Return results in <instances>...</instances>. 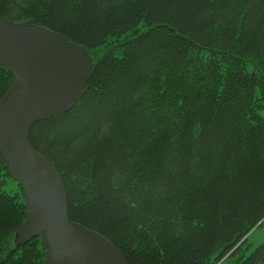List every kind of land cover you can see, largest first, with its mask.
Segmentation results:
<instances>
[{"label": "trees", "instance_id": "trees-1", "mask_svg": "<svg viewBox=\"0 0 264 264\" xmlns=\"http://www.w3.org/2000/svg\"><path fill=\"white\" fill-rule=\"evenodd\" d=\"M0 16L92 57L75 104L29 131L71 220L127 264H264V240L238 257L264 224V0H0ZM12 81L0 63V98ZM26 215L0 152V264H46L39 237L14 243Z\"/></svg>", "mask_w": 264, "mask_h": 264}, {"label": "water", "instance_id": "water-1", "mask_svg": "<svg viewBox=\"0 0 264 264\" xmlns=\"http://www.w3.org/2000/svg\"><path fill=\"white\" fill-rule=\"evenodd\" d=\"M0 63L13 76L0 98V152L23 184L27 210L15 244L39 237L46 264H127L107 237L69 218L59 174L28 141L33 123L65 112L81 96L94 65L87 48L44 25L0 16ZM31 103L38 110L24 117Z\"/></svg>", "mask_w": 264, "mask_h": 264}, {"label": "rangeland", "instance_id": "rangeland-1", "mask_svg": "<svg viewBox=\"0 0 264 264\" xmlns=\"http://www.w3.org/2000/svg\"><path fill=\"white\" fill-rule=\"evenodd\" d=\"M23 22V21H20ZM11 85V84H10ZM9 88V87H8ZM7 88V89H8ZM8 185L5 187L6 190H10V188L14 187L15 182H9ZM11 186V187H10ZM26 207V206H25ZM16 233V232H15ZM15 233H14V243H15ZM245 244L241 245L240 250H238V257L244 256L247 254L251 249H253L256 245L261 243L264 240V224L263 225H257L254 226L248 234L245 235ZM215 264H221V263H215Z\"/></svg>", "mask_w": 264, "mask_h": 264}, {"label": "bare ground", "instance_id": "bare-ground-1", "mask_svg": "<svg viewBox=\"0 0 264 264\" xmlns=\"http://www.w3.org/2000/svg\"><path fill=\"white\" fill-rule=\"evenodd\" d=\"M84 89V88H83ZM30 108H28L27 109V111H26V113L24 114V117H27V116H29L30 114H32L35 110H38V105L37 104H35V103H31L30 105ZM72 107V106H71ZM70 107V108H71ZM69 108V109H70ZM68 109V110H69ZM67 111V110H66ZM63 113V112H62ZM61 114V113H60ZM59 115V114H58ZM22 117H23V115H22ZM34 124V123H33ZM32 124V125H33ZM32 125H31V127H32ZM31 127H30V129H31ZM30 131V130H29ZM28 141H29V133H28ZM30 143V142H29ZM31 145V144H30ZM32 146V145H31ZM36 150V149H35ZM51 164V163H50ZM52 165V164H51ZM53 166V165H52ZM54 168V167H53ZM55 169V168H54ZM64 187V186H63ZM26 243V242H25Z\"/></svg>", "mask_w": 264, "mask_h": 264}]
</instances>
